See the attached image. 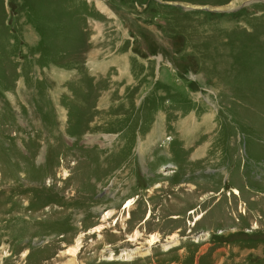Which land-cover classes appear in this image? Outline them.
<instances>
[{
  "label": "rangeland",
  "instance_id": "obj_1",
  "mask_svg": "<svg viewBox=\"0 0 264 264\" xmlns=\"http://www.w3.org/2000/svg\"><path fill=\"white\" fill-rule=\"evenodd\" d=\"M0 264H264V0H0Z\"/></svg>",
  "mask_w": 264,
  "mask_h": 264
},
{
  "label": "bare ground",
  "instance_id": "obj_2",
  "mask_svg": "<svg viewBox=\"0 0 264 264\" xmlns=\"http://www.w3.org/2000/svg\"><path fill=\"white\" fill-rule=\"evenodd\" d=\"M101 6V5H100ZM104 10V9H103ZM132 202H133V200L132 199H129L126 203H125V206H124V208L126 209H129L130 208V205H132ZM149 216V215H148ZM147 216V217H148ZM176 217V216H175ZM104 218V217H103ZM105 218H106V216H105ZM108 218V217H107ZM99 227V226H98ZM97 228V227H96ZM94 230H95V228H94ZM158 239H156V236H150V240H149V242H150V244H152V243H154L153 241H157ZM78 240H76V244L74 245V247H73V250H72V253L77 249V247L79 246L78 245ZM71 249V248H70ZM70 251V250H69Z\"/></svg>",
  "mask_w": 264,
  "mask_h": 264
}]
</instances>
